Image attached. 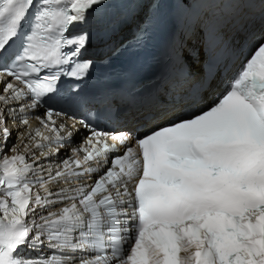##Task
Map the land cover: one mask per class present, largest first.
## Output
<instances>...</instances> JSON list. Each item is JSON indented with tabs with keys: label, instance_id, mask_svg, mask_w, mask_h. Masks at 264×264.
<instances>
[{
	"label": "snow or ice",
	"instance_id": "snow-or-ice-1",
	"mask_svg": "<svg viewBox=\"0 0 264 264\" xmlns=\"http://www.w3.org/2000/svg\"><path fill=\"white\" fill-rule=\"evenodd\" d=\"M105 2L0 0V151L12 136L10 121L19 140L13 155L0 156V264H264V12L258 22L249 20L241 0L237 15L224 24L208 8L192 17L199 0H157L154 8L148 0L152 10L141 36L163 23L165 4L175 5L183 10L176 16L182 37H199L207 49L215 72L199 77L193 102L218 81L223 90L199 111L174 115L141 136L130 127L101 129L77 119L79 92L61 96L58 88L63 77L82 81L90 73L93 61L79 57L91 34L68 33ZM33 8L27 31L13 46ZM230 31L251 46L225 77L227 64L216 54L232 46ZM167 56L166 73L171 68L192 75L183 39ZM42 104L48 105L42 115H28ZM77 125L90 134L45 180L37 161L65 147ZM20 146L23 152L16 151ZM97 172L91 184L48 189ZM36 185L45 196L33 191ZM64 201L39 222L29 221L37 208ZM24 246L37 255H18Z\"/></svg>",
	"mask_w": 264,
	"mask_h": 264
},
{
	"label": "bare ground",
	"instance_id": "bare-ground-1",
	"mask_svg": "<svg viewBox=\"0 0 264 264\" xmlns=\"http://www.w3.org/2000/svg\"><path fill=\"white\" fill-rule=\"evenodd\" d=\"M262 12H264V6H263V9L261 10V12H259L258 13V11H254V14H255V18L253 19L255 22H258L259 20H260V17H261V14H262ZM253 13V12H252ZM252 20V21H253ZM89 47V46H88ZM195 47V46H194ZM200 58V57H199ZM197 68H198V66H197ZM222 84L221 83H215L214 84V86H216L219 90H221L222 89V86H221ZM215 92V91H214ZM163 96V95H162ZM155 101V98H149L148 99V104H150L149 106V108H151L152 106V108L151 109H149V110H147L148 112L149 111H154V109H156V106H155V104L154 103H156V102H154ZM14 103V102H13ZM16 103V102H15ZM21 103H23V102H21ZM11 106H13V105H11ZM15 106V105H14ZM13 108H15V107H13ZM147 111H139V112H137V113H145V112H147ZM137 113H136V115H133L132 116V118H131V120L129 121V122H127V127H131V128H133V127H135V125H137L139 122H134L133 121V119L135 118V117H140V116H137ZM28 115H30V116H35V115H42L41 113H40V111L38 110V109H36L35 110V112H29L28 113ZM171 116V115H170ZM167 117H169V116H167ZM32 124H33V127H35V126H37V122L33 119L32 121ZM8 127L12 130V136H11V138L9 139V141H10V143H8L7 142V147L6 148H3V153H7L8 155H13L14 153H13V151H12V149H13V147L14 146H17V145H19V140H18V130L14 127V125L12 124V122L10 121L9 122V124H8ZM17 136V137H16ZM74 136H76L77 137V140L79 139V134L78 133H74V135L72 136V138L73 139H75V137ZM76 140V139H75ZM75 140L73 141V142H75ZM68 146H74V145H72V143H70V144H68ZM55 147V146H54ZM16 151L17 152H23V147L22 146H20V147H17L16 148ZM33 151H35L36 152V154L37 155H39V150H36V149H33ZM0 152H2V151H0ZM57 160L58 159H56V158H54V157H47V158H44V157H41L38 161H37V164H36V166L38 167V169H42V170H40L39 171V175L40 176H42L45 180H47L48 179V171L49 170H51V172H52V174L54 175L55 174V169H56V167L58 166V164H57ZM56 161V162H55ZM28 162L29 163H32V157L31 156H29L28 157ZM88 181V180H87ZM83 183H86V181H83ZM79 183L78 182H74V183H72V184H66V183H64V182H62V183H57V182H52V183H49L48 184V186L49 187H52V190H51V192L52 193H56V192H58L59 190H60V188H74V187H77V186H79L78 185ZM35 189H36V191L37 192H39V194L43 197V196H45L46 195V193L44 192V190H42L41 188H39V185H36L35 186ZM45 193V194H44ZM48 199H51V200H54V199H56V197H55V195H53V196H49L48 197ZM66 201H64V202H60V203H56V204H53V205H51L50 207H47V208H43V209H41V208H37L36 209V213L33 215V216H31V217H29V220L31 221L32 219H35V220H37V222H39V216H41V215H43V216H47V214H48V212H56V211H58L59 209H60V207H61V204H63V203H65ZM45 243H47L46 241H45ZM42 251H43V254L45 255L46 253H51V250L50 249H48L47 247H44L43 249H42ZM34 256H36L37 255V253L36 252H34V254H33ZM46 256H48V254L46 255ZM32 257V256H31Z\"/></svg>",
	"mask_w": 264,
	"mask_h": 264
},
{
	"label": "rangeland",
	"instance_id": "rangeland-1",
	"mask_svg": "<svg viewBox=\"0 0 264 264\" xmlns=\"http://www.w3.org/2000/svg\"><path fill=\"white\" fill-rule=\"evenodd\" d=\"M17 137V136H16Z\"/></svg>",
	"mask_w": 264,
	"mask_h": 264
}]
</instances>
